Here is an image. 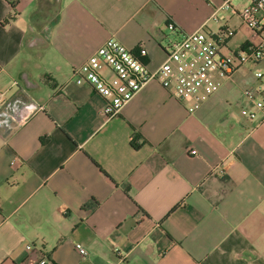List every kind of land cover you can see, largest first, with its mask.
<instances>
[{"label":"crops","instance_id":"0c3cea01","mask_svg":"<svg viewBox=\"0 0 264 264\" xmlns=\"http://www.w3.org/2000/svg\"><path fill=\"white\" fill-rule=\"evenodd\" d=\"M222 3L0 0V93L42 107L0 128V264H264V122L242 97L264 96L263 64L199 104L152 80L108 119L72 74L110 38L140 48L150 70L169 40L198 29L232 30L222 51H237L247 43L233 19L248 2Z\"/></svg>","mask_w":264,"mask_h":264},{"label":"built area","instance_id":"2783aa9c","mask_svg":"<svg viewBox=\"0 0 264 264\" xmlns=\"http://www.w3.org/2000/svg\"><path fill=\"white\" fill-rule=\"evenodd\" d=\"M232 0H223L219 9H232ZM238 16L241 22L255 34L263 30L264 0H247ZM261 14V16H259ZM216 20L215 13L211 17ZM167 29L176 32L173 24ZM233 36V31L223 29L218 34L198 29L184 36L176 35L169 40L166 58L155 70H150L144 61L113 38L107 39L92 54L91 58L73 69V75L85 80L103 99L101 115L114 116L140 92L147 83L156 80L180 101L194 104L206 102L215 95L221 80H229L234 73L246 64L264 65V38L259 43H247L234 52H223L225 41ZM141 55L142 52H141ZM264 80V71L256 74ZM243 99L251 105L249 119L264 122V96L252 89L244 90ZM42 107L16 98L8 100L0 93V128L14 130L22 126L28 118L41 111ZM81 257L88 251L81 244H74ZM34 249L27 245L25 250ZM36 264H54L49 258L40 256Z\"/></svg>","mask_w":264,"mask_h":264},{"label":"rangeland","instance_id":"374dc122","mask_svg":"<svg viewBox=\"0 0 264 264\" xmlns=\"http://www.w3.org/2000/svg\"><path fill=\"white\" fill-rule=\"evenodd\" d=\"M221 15L224 18V16L228 15V13H222ZM259 16H261V14H259ZM261 24L263 25L262 27H264V20L262 21ZM233 25L237 31V37L236 38H237V41H239L238 43L257 44V43H259L261 38H264V30H262L260 32V35L255 34L253 31L248 29L245 25L240 23V21L238 19H233Z\"/></svg>","mask_w":264,"mask_h":264},{"label":"trees","instance_id":"16d2710c","mask_svg":"<svg viewBox=\"0 0 264 264\" xmlns=\"http://www.w3.org/2000/svg\"><path fill=\"white\" fill-rule=\"evenodd\" d=\"M141 50L140 48H136V50H134V54L139 58V60H142V55H141ZM98 206V201L91 198L86 204H84V208L87 209L88 212L93 211L94 209H96V207Z\"/></svg>","mask_w":264,"mask_h":264}]
</instances>
